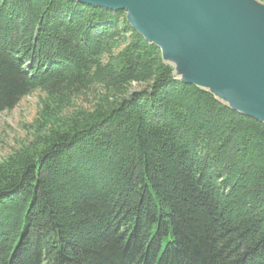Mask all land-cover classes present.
Here are the masks:
<instances>
[{"label": "trees", "instance_id": "1", "mask_svg": "<svg viewBox=\"0 0 264 264\" xmlns=\"http://www.w3.org/2000/svg\"><path fill=\"white\" fill-rule=\"evenodd\" d=\"M36 90V141L0 162V264H264V123L125 11L0 0V114Z\"/></svg>", "mask_w": 264, "mask_h": 264}, {"label": "water", "instance_id": "2", "mask_svg": "<svg viewBox=\"0 0 264 264\" xmlns=\"http://www.w3.org/2000/svg\"><path fill=\"white\" fill-rule=\"evenodd\" d=\"M125 11L183 83L264 123V4L258 0H70Z\"/></svg>", "mask_w": 264, "mask_h": 264}, {"label": "rangeland", "instance_id": "3", "mask_svg": "<svg viewBox=\"0 0 264 264\" xmlns=\"http://www.w3.org/2000/svg\"><path fill=\"white\" fill-rule=\"evenodd\" d=\"M258 1L264 4V0ZM93 96L94 93L89 92L75 97L70 105L63 108L61 115H69L79 108H91ZM47 100L45 91L36 90L24 97L13 109L0 114V162L22 146L35 143L38 120Z\"/></svg>", "mask_w": 264, "mask_h": 264}]
</instances>
